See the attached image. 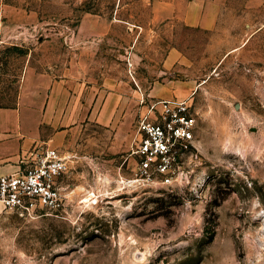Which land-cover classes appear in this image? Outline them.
I'll list each match as a JSON object with an SVG mask.
<instances>
[{
    "label": "rangeland",
    "instance_id": "374dc122",
    "mask_svg": "<svg viewBox=\"0 0 264 264\" xmlns=\"http://www.w3.org/2000/svg\"><path fill=\"white\" fill-rule=\"evenodd\" d=\"M151 2L0 0V106L28 73L61 83L69 167L64 210L0 205V264H264V6L204 31L152 25ZM169 99L194 140L170 184L138 179L139 121Z\"/></svg>",
    "mask_w": 264,
    "mask_h": 264
},
{
    "label": "built area",
    "instance_id": "2783aa9c",
    "mask_svg": "<svg viewBox=\"0 0 264 264\" xmlns=\"http://www.w3.org/2000/svg\"><path fill=\"white\" fill-rule=\"evenodd\" d=\"M189 100H158L139 121L135 174L138 179L160 177L170 184L181 167L184 149L194 140L196 119ZM66 157L46 148L25 168L0 177V205L21 215L62 211L65 196L60 181L68 173Z\"/></svg>",
    "mask_w": 264,
    "mask_h": 264
},
{
    "label": "crops",
    "instance_id": "0c3cea01",
    "mask_svg": "<svg viewBox=\"0 0 264 264\" xmlns=\"http://www.w3.org/2000/svg\"><path fill=\"white\" fill-rule=\"evenodd\" d=\"M231 0H152V25L183 26L204 31L217 29L220 20L230 14ZM244 7L261 8L264 0H244ZM89 18V17H88ZM84 18L78 33L96 35L98 25H88ZM102 32H110L111 24H103ZM28 73L19 100L14 106H0V177L10 175L30 165L46 148L58 149L65 140L61 98L62 84L56 85L45 75L39 83ZM34 80V81H33Z\"/></svg>",
    "mask_w": 264,
    "mask_h": 264
},
{
    "label": "bare ground",
    "instance_id": "6f19581e",
    "mask_svg": "<svg viewBox=\"0 0 264 264\" xmlns=\"http://www.w3.org/2000/svg\"><path fill=\"white\" fill-rule=\"evenodd\" d=\"M91 199V198H90ZM88 200V199H87Z\"/></svg>",
    "mask_w": 264,
    "mask_h": 264
}]
</instances>
